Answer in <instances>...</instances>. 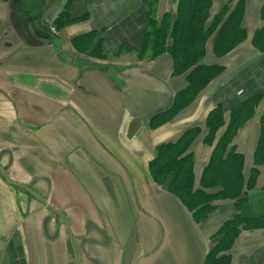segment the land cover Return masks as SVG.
Returning <instances> with one entry per match:
<instances>
[{"label": "crops", "instance_id": "crops-1", "mask_svg": "<svg viewBox=\"0 0 264 264\" xmlns=\"http://www.w3.org/2000/svg\"><path fill=\"white\" fill-rule=\"evenodd\" d=\"M230 1L212 0L209 23ZM263 6L245 0L247 36L224 57L209 36L205 61L223 69L174 112L188 71L144 36L154 10L173 24L179 0H0V264H264V162L239 209L217 200L198 220L150 172L160 144L198 125L199 178L209 112L221 105L227 122L260 95L234 137L248 177L264 114Z\"/></svg>", "mask_w": 264, "mask_h": 264}, {"label": "trees", "instance_id": "trees-1", "mask_svg": "<svg viewBox=\"0 0 264 264\" xmlns=\"http://www.w3.org/2000/svg\"><path fill=\"white\" fill-rule=\"evenodd\" d=\"M212 0H179V10L172 25L165 20V15L158 22L156 10L150 16V24L144 36V47L153 55L169 51L178 72L188 71L187 86L175 98L169 109L178 111L188 103L215 77L223 66L205 61V51L209 36L216 32L213 49L221 58L240 44L247 36L243 26L245 0L231 1L226 4L209 23ZM264 17V6L262 10ZM186 20V21H185ZM155 21V22H153ZM173 42L167 44V38ZM253 44L264 49V24L253 36ZM260 101V95H254L233 108L226 122L221 105L212 109L207 117V132L204 140L213 145L211 157L204 166L199 178L194 171L193 141L201 135V127L196 125L186 129L175 141H168L158 146V152L150 164L153 179L165 185L175 193L195 219L207 217L215 208L216 201L235 199L239 209L248 189L257 183L258 165L264 162V114L261 131L254 153V166L248 177L244 175L245 157L238 149L234 137L245 122L251 120ZM225 125L221 135L217 132ZM233 222L239 218L234 217ZM224 225L223 231L229 227ZM236 226V225H235ZM235 233L225 232L224 239L231 243Z\"/></svg>", "mask_w": 264, "mask_h": 264}, {"label": "built area", "instance_id": "built-area-1", "mask_svg": "<svg viewBox=\"0 0 264 264\" xmlns=\"http://www.w3.org/2000/svg\"><path fill=\"white\" fill-rule=\"evenodd\" d=\"M52 30H54V29L52 28Z\"/></svg>", "mask_w": 264, "mask_h": 264}]
</instances>
